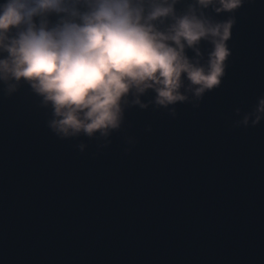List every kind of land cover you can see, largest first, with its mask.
<instances>
[{
	"label": "water",
	"instance_id": "1",
	"mask_svg": "<svg viewBox=\"0 0 264 264\" xmlns=\"http://www.w3.org/2000/svg\"><path fill=\"white\" fill-rule=\"evenodd\" d=\"M192 8L235 20L220 84L197 97L182 75L187 99L167 106L151 88L130 92L107 136L57 134L27 81L0 80V264H264V119L252 124L264 0L219 14L174 4L178 17ZM59 19L47 16L50 27ZM211 50L202 39L184 51L205 65Z\"/></svg>",
	"mask_w": 264,
	"mask_h": 264
},
{
	"label": "clouds",
	"instance_id": "2",
	"mask_svg": "<svg viewBox=\"0 0 264 264\" xmlns=\"http://www.w3.org/2000/svg\"><path fill=\"white\" fill-rule=\"evenodd\" d=\"M175 2L0 0V53L8 54L0 58V80L27 81L43 103L52 106L50 127L63 137H92L97 132L107 136L119 128L121 102L133 91L143 94L151 88L156 103L164 106L186 100L180 92L182 75L200 97L221 82L235 20L213 22L202 11L196 15L195 8L178 17ZM196 3L201 9L211 5L219 14L240 8L243 0ZM50 13L60 16L51 27ZM167 17L173 23L159 30L153 22ZM202 39L212 45L205 65L190 61L184 51ZM135 102L140 103L138 98ZM261 119L264 98L252 124ZM248 122L245 115L243 124Z\"/></svg>",
	"mask_w": 264,
	"mask_h": 264
}]
</instances>
